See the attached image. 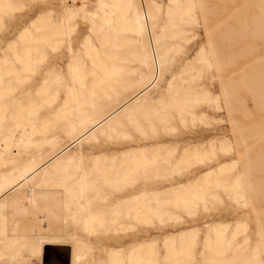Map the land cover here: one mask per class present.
Returning <instances> with one entry per match:
<instances>
[{
  "label": "rangeland",
  "instance_id": "obj_1",
  "mask_svg": "<svg viewBox=\"0 0 264 264\" xmlns=\"http://www.w3.org/2000/svg\"><path fill=\"white\" fill-rule=\"evenodd\" d=\"M85 1L84 14L70 16L67 38L61 33L63 0H10L9 6L0 8V64L2 57L12 58L13 43L19 46L27 40L35 49L21 76L9 88L0 89V103L8 107H2L0 114L15 113L35 124L19 151L0 147V152L21 153L17 166L25 154L26 160L42 158L23 186L44 187L40 170L52 165L46 161L52 157L64 160L60 163L80 159L95 179L101 205L121 190L151 186L153 213L147 220H131L124 211L115 214L113 208L100 213L101 221L88 235L91 263L99 264L100 258L111 264L114 258L129 264L130 255L141 250L150 252V264H264V198L248 186L259 182L264 188L263 160L259 166L252 157L258 149L253 150L254 146L264 142L253 130L264 125V101L251 96L258 91L259 97L258 87L264 86L260 75L264 37L254 33L250 21L257 13L254 3L244 0L243 8V0H104L119 5L123 22L115 19L110 28L92 30V10L98 0ZM133 8L142 14L141 37L129 27ZM224 33L228 42L221 40ZM68 62L76 63L92 91L93 102H82L81 111L97 119L75 135L53 119L71 88L81 92V86L70 81ZM13 64L20 68L19 63ZM237 77L241 84L235 82ZM246 128L260 140L253 148L252 138L244 143L239 138ZM249 146L252 155L247 153ZM246 153L254 159L250 166L258 165L251 169L253 177L246 173ZM13 166L7 164L1 170ZM128 167L138 174L130 182H119L120 187L100 179L99 172L105 169ZM253 170H258L257 175ZM52 199L38 197L35 205L23 203L21 212L5 224L0 216V230L12 227L14 219L22 221L13 234L0 231V264H40L26 245L37 235L86 237L79 222L45 203Z\"/></svg>",
  "mask_w": 264,
  "mask_h": 264
},
{
  "label": "bare ground",
  "instance_id": "obj_2",
  "mask_svg": "<svg viewBox=\"0 0 264 264\" xmlns=\"http://www.w3.org/2000/svg\"><path fill=\"white\" fill-rule=\"evenodd\" d=\"M9 1L10 0H0V8L9 6L10 5ZM63 1L65 3L62 7L63 12L61 15V33H62V35H64L67 38L70 35V29H71L69 22L72 18H70V16L71 15L82 16L85 12V9H86L85 8L86 1L85 0H63ZM67 1L74 3V5H72V4L68 5ZM221 1L222 0H220V3H221ZM239 1H241V0H239ZM250 1H252V3H254V5H253L254 9L257 11V13L250 20V21H252V23L254 25L253 26L254 27L253 28L254 33L259 34V35L263 34V37H264V0H250ZM218 2H219V0H218ZM228 2H229V0H228ZM232 3H233V0H232ZM243 3H244V0H243ZM243 3H242V5H243ZM247 3H249V2H247ZM222 5H223V3H222ZM212 6H214V5H212ZM244 6H245V3L243 5V8H244ZM249 6H250V3L248 5V9H249ZM240 7H238V8L236 7V8L239 9ZM224 8H226V7H224ZM230 8L228 10H231ZM241 9H242V7H241ZM92 11H93V15H92L93 17L91 18V24H90L92 30L99 28V27H102V26L110 28L113 26L115 19H117L116 21L118 24H122V22H123L122 15L120 14V11H119V5L116 2H106L104 0H98L96 2L95 8ZM237 11L235 14L240 12V11L239 12H237ZM248 11L249 10H247V12ZM243 12H245V11H243ZM226 13H228V12H226ZM209 14H211V13H209ZM215 14H211V15L214 16ZM230 14H228V16ZM232 15L234 16V13ZM240 15H239V18H240ZM245 15L246 14H243L242 17H244ZM74 16H72V17H74ZM218 16H221V14ZM230 18H233V17H230ZM237 18L238 17L236 16V20H237ZM248 18H249V12H248L247 18H245V19H248ZM224 19H226V18H224ZM224 19H222V20H224ZM227 20H229V18ZM240 20H241V18H240ZM216 22H218V21H216ZM236 22H238V20ZM247 23H248V20H247L246 24ZM219 24H221V23H219ZM230 24L232 27L233 24L232 23H230ZM238 24H239V22H238ZM249 26L250 25H248V27ZM129 27L138 35V37L142 36V33L144 31V26H143V22H142V14H141L139 9L133 8L132 18L130 20ZM245 28L243 30H245ZM239 31H241V30H239ZM221 32H219V33H221ZM224 32H226V31H224ZM232 33H233V30H232ZM226 34L224 33L223 37H221L222 39L220 38L222 41H223V38L225 41L227 40L228 35H226ZM252 34H253V32H252ZM22 35L23 34L20 35L21 40L23 38ZM218 35H220V34H218ZM259 35H258V37H259ZM229 36H231V35H229ZM215 37H217V35ZM218 37H220V36H218ZM242 37H244V36L242 35ZM245 37H246V35H245ZM216 40H217V38H216ZM226 42H228V41H226ZM232 42H234V41H232ZM244 42H245V40H244ZM25 43L26 44H24L22 42L19 44V46H17L18 43L17 44L13 43L12 46L9 47L11 54H12V58H10L11 55H10V57L5 56V57L1 58L0 89H2L4 87L9 88L11 86L10 85L11 81L13 79L21 76L22 72H24L27 69L28 63L31 61V59H32L31 56H32V53L35 49H33V47L29 44V42L27 40H25ZM247 47H249V46H247ZM250 48H248V49H250ZM243 50L245 53V47ZM252 51H253V49H252ZM231 52H232V50H231ZM246 52L250 55L251 51L246 50ZM244 53H243V55H244ZM212 56H214V55H212ZM246 56H248V55H246ZM233 58H234V56H233ZM258 59H260V57ZM13 61L16 63H19L20 68H16V66L13 64ZM257 62H258V60H257ZM260 62H261V60H260ZM262 62H264V61H262ZM263 67H264V65L261 68L262 71H264ZM255 68H254V70H255ZM67 69H68L70 81L74 84H79L81 86V92L77 93L74 88H71L68 91V96L65 100L64 105H62L61 107H59L56 110L55 115L53 116V119L55 121H61L65 125L66 131L69 135H75V134L81 133L89 123L97 121V119L95 118V116L93 114H90V112L83 113L80 109V105L82 104V102L87 101L91 104L93 102V100L91 99V92H92L91 88L85 86V83L83 82V75L80 73L79 67L76 65V63L74 64V63L68 62ZM105 69H108V68L106 67ZM261 70H260V72H261L260 75L263 78L264 74H262ZM252 73H254V72H252ZM237 76H238V74H237ZM7 77H9V78H7ZM240 78H242V77H240ZM262 78L260 80H262ZM239 80L238 81L236 80L235 82H239V84H241L240 82L242 79H239ZM245 80L247 81V78H245L243 80V82ZM235 82H231V84L235 83ZM252 82H253V79H252ZM94 83H96V82H94ZM248 85L250 86V82L248 83ZM248 85H247V88L249 87ZM233 86H234V84H233ZM262 86L260 85V87H258V88L260 90L264 89V86L263 87ZM242 87L243 86H241V88ZM245 87H243V88H245ZM237 89H238V87H237ZM249 90L250 89H248V91ZM260 90H259V92H260L259 97L257 95L258 91H256L257 94L253 95L254 94L253 93L251 95V96H257L256 99H258L259 102L264 101V99H262V97L264 98V94L263 93L261 94ZM243 91H245V90L243 89ZM262 91L264 92V90H262ZM246 93L248 95V92H246ZM238 94H239V92H238ZM243 95H244V93H243ZM260 98H261V100H260ZM241 100H242V98H241ZM243 103H244V100H243ZM244 104H246V103H244ZM238 105L239 104H237V107H238ZM241 105H243L242 102H241ZM241 105H240V108H241ZM263 105H264V103H263ZM262 106H261V111L262 110L264 111V109H262ZM2 107L5 109L8 108L6 106V104L0 103V109ZM242 108H243V106H242ZM247 108L245 109L246 111L248 110ZM243 110H244V108H243ZM243 110H242V112L245 115V112H244L245 110L244 111ZM256 112H257V110H256ZM246 113L249 114V112H246ZM5 115L6 116L0 114V142L2 143V144H0V147L3 146L6 149L16 148L19 151V149L25 147L26 143L29 141V137L34 130L35 124L32 120H26L25 117H21L20 115H16L15 113H11L10 115H7V114H5ZM257 115H259V114H257ZM45 122H47V121H45ZM260 123H261V121H260ZM261 124H259V125L257 124V125L260 126ZM252 125H253L252 126L253 128L256 126L255 123ZM258 126H256L255 129H253L252 127L251 128L253 130H255L254 135L255 136L260 135V136H258V138L260 137L263 140L264 136L262 134H264V133H262V132H264V131H262V129H263L262 127L264 125L260 126L262 132L260 130H258V129H260V128H257ZM242 129H244V128H242ZM256 129H257V132H256ZM247 130L248 131H245L247 134L245 132H243V130H242V132L245 133L246 135L245 134H239L240 135L239 138L241 139V141L244 143L246 139L251 140V138H252L254 140V143L257 142L259 140L258 138H256V139H258L256 141L255 138L250 136V134L251 135L253 134V130L251 131V133H249V129H247ZM248 133H249V135H248ZM257 133H258V135H257ZM254 135H252V136H254ZM259 141L257 143H260ZM261 143L263 144L264 142L262 141ZM262 144H257V146H254V145H256V143L252 144V148H253V146L255 147V148H253V150L256 148H258V149L260 148L259 150H262V148L264 149V144L263 145ZM258 145H261V147L262 146L263 147L261 148ZM252 148L250 147V149H248L249 151L248 152L246 151V152L250 153L252 155V153L250 152V150H252ZM258 149H256L257 151L256 150L253 151V154L255 153L256 156H252V157L254 159L256 158L255 162L258 161V163L263 160L262 165L264 166V164H263L264 156L260 157L263 154L261 152H264V150H262L260 152L261 153L260 154ZM251 155L247 154V157L245 155V161H246V167H247L246 173H248V174L249 173L251 174V169H255V168H253L254 166H258V165L260 166V164H261V162H260L258 165H254L255 163L253 161L254 166L253 165L250 166V164H252L250 162H252V160H254V159L250 160V158H252ZM25 156H27V154L24 155V161L21 164V166H17V165H19L20 158L22 157L21 153L13 154L12 152H9L8 150L5 152H0V216L3 219V223L5 224L7 221H9L14 214L21 212V210L23 209V203L28 202L32 205H35L36 202L38 201V197H44V198L51 197V198H53L52 201L49 203L48 202H45V203L48 204V206H56L57 212L59 214H61L63 217L64 216H70L75 220V222H79L83 228V232L86 234V237H83V238H81L77 235H73L67 239H62L60 237L43 238L39 235L35 236L34 239L32 241L28 242L26 245H27V247H29L31 255L36 257L38 260V263H40V264H96V261L91 263V261L94 259H93V254H92L91 242L88 239V237H89L88 235L91 232L92 227L101 221V218H102L101 216H103V214H100V213H102V211L104 209H107V208L112 209L113 208L115 214H118L119 212L124 211L125 216L131 220H147L149 218V216L153 213L152 188L149 184L143 185L140 188H135V187L131 188L130 187L123 192L121 190L120 193L116 194L115 196H111V198L107 204L101 205L99 202L101 199L100 191L98 188L94 187L95 179L90 177V169L83 168L81 160L78 158H74V157L70 158L69 161L66 160L65 163H60L61 161H64V160L58 159L59 157L58 158L57 157L47 158L46 161L51 162L52 165L47 169L40 170V172H43L41 181L44 183V187H41V186H39V187L38 186H36V187L35 186L24 187L23 186L24 178L29 173H31L35 169L39 168V166L42 164V158L38 159V158H34L33 156H28V158L26 160ZM7 164L14 165V166L9 167L8 170H6V171H2L1 170L2 167L6 166ZM263 166H261V168H263ZM257 169H259V168H257ZM261 170L259 172H261ZM253 171H254V175H255L258 170H253ZM99 173H100V177H101L100 179L102 180L103 183L107 184V182H108L109 185H111V186L114 185L115 187H120L119 182H121L122 180L125 182H130L131 180H133V178L136 176V174H138L131 167H128L125 169L115 170L113 172H111L109 169H105ZM251 176L253 177L252 174H251ZM56 177H59V178H56ZM252 177H250V178H252ZM259 177H261V176H259ZM247 178H249V176H247ZM256 178H258V177H256ZM247 181H248V179H247ZM48 182H52V184L50 186H48L47 185ZM249 183H248V186H250L249 189H253V187H254L255 192H257L258 195H260L262 198H264V188L261 189L262 188L261 183L258 182V184L255 183L254 185L253 184L249 185ZM249 189L247 191H249ZM92 192H94V194H92ZM258 195H256V196H258ZM8 208L11 210L10 212H7ZM5 209H6V213H3V211ZM263 216H264V214H263ZM13 222H14V225L12 224V227L8 226L4 229L1 228L2 230H0V231H4L5 233L10 232L12 234L14 232H16V230L18 229L16 227L17 223H20L22 221L18 220V219H14ZM49 232L52 233V231H49ZM48 233L43 232L42 234H48ZM260 233H262V232H260ZM147 234H148V232H144V237L147 238L148 237ZM262 242H264V241L262 240ZM262 247H263V245H262ZM263 249H264V247H263ZM149 255H150L149 251H141V250L134 251V253L132 255H130L129 264H150ZM110 263L111 264H119L118 262H116L114 260V258H112L110 260ZM5 264H8V263H5ZM99 264H105L104 260L102 261L99 258Z\"/></svg>",
  "mask_w": 264,
  "mask_h": 264
}]
</instances>
